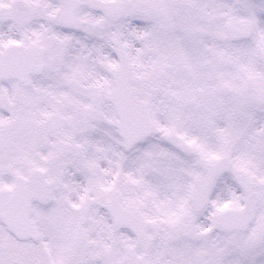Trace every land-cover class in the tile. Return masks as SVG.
<instances>
[{"label":"snow or ice","instance_id":"6c2138e0","mask_svg":"<svg viewBox=\"0 0 264 264\" xmlns=\"http://www.w3.org/2000/svg\"><path fill=\"white\" fill-rule=\"evenodd\" d=\"M0 264H264V0H0Z\"/></svg>","mask_w":264,"mask_h":264}]
</instances>
